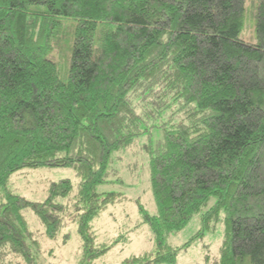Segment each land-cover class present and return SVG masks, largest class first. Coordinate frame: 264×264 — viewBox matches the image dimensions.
<instances>
[{
	"label": "trees",
	"instance_id": "1",
	"mask_svg": "<svg viewBox=\"0 0 264 264\" xmlns=\"http://www.w3.org/2000/svg\"><path fill=\"white\" fill-rule=\"evenodd\" d=\"M256 2L251 42L240 37L245 0H0V264H37L25 209L48 238L76 225L78 264L103 255L92 222L124 198L98 187L122 182L112 179L116 154L152 129L162 132L144 148L156 212L135 199L133 229L148 226L154 251L122 264H175L218 223L214 264H264V0ZM43 167L71 168L78 183L50 184L43 201L12 189L13 174ZM196 214L198 231L169 245Z\"/></svg>",
	"mask_w": 264,
	"mask_h": 264
},
{
	"label": "rangeland",
	"instance_id": "2",
	"mask_svg": "<svg viewBox=\"0 0 264 264\" xmlns=\"http://www.w3.org/2000/svg\"><path fill=\"white\" fill-rule=\"evenodd\" d=\"M256 4V0H245L243 27L240 31V37L251 42L256 40ZM53 54L55 57L60 56V52L56 50ZM170 112L171 110H168L167 114ZM177 116L179 118V115ZM161 135L162 132L159 129H152L150 133L141 135L129 146L123 148L116 154L112 163V166L117 169L112 179H116L115 182L121 179L122 182L108 183L98 187L99 191L120 192V196L126 200L113 208L108 206L105 212L100 213L93 220L96 244L100 247H108V250L91 264H122L131 256L148 255L154 251V240L148 226L142 224L134 229L133 226L139 216L135 199H140L149 214L156 212L150 191L148 156L144 148L160 139ZM61 179H70L74 186L78 183L75 172L71 168L43 167L23 169L13 174L10 184L12 189L26 199L43 201L48 186ZM121 209L126 210L127 216L119 211ZM23 214L32 231L31 239L36 240V246L33 248L37 254V264H78L82 249L81 239L74 223L68 222L59 234L54 238H48L44 234L43 225L31 210L25 209ZM65 221L70 220L66 218ZM199 227V215L196 214L183 229L171 234L167 243L173 247H179L189 241ZM133 231L135 232L132 233ZM64 234L68 237L65 238ZM222 238L223 225L218 223L214 231L199 237L188 248L179 250L175 264H214L218 258Z\"/></svg>",
	"mask_w": 264,
	"mask_h": 264
},
{
	"label": "crops",
	"instance_id": "3",
	"mask_svg": "<svg viewBox=\"0 0 264 264\" xmlns=\"http://www.w3.org/2000/svg\"><path fill=\"white\" fill-rule=\"evenodd\" d=\"M126 199H122V200H120V201H117V202H115L114 204H112V205H109L110 207H114L115 205H121L124 201H125ZM135 205H136V202H135ZM107 210V208L103 211V212H105ZM122 214H124L125 216H127V212H126V210L125 209H121V210H119ZM102 212V213H103ZM140 221V218H139V216H138V218L136 219V223H135V225L138 223ZM92 226H93V224H92ZM134 227V226H133ZM132 230V229H131ZM135 231H133L132 233H134ZM130 240V239H129Z\"/></svg>",
	"mask_w": 264,
	"mask_h": 264
}]
</instances>
